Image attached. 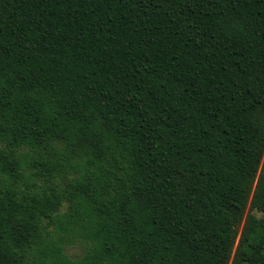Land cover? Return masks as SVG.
<instances>
[{"label":"trees","instance_id":"trees-1","mask_svg":"<svg viewBox=\"0 0 264 264\" xmlns=\"http://www.w3.org/2000/svg\"><path fill=\"white\" fill-rule=\"evenodd\" d=\"M231 259L264 264V0H0V264Z\"/></svg>","mask_w":264,"mask_h":264},{"label":"rangeland","instance_id":"rangeland-1","mask_svg":"<svg viewBox=\"0 0 264 264\" xmlns=\"http://www.w3.org/2000/svg\"><path fill=\"white\" fill-rule=\"evenodd\" d=\"M261 170H262V164H261V167H260V170H259V173H258V176H257V179H258V177H259V175H260V172H261ZM257 179H256V181H255V185H254V188H253V192H254V190H255V186H256V184H257ZM253 192H252V194H253ZM253 196V195H252ZM251 199H252V197H251ZM251 199H250V202H251ZM250 204V203H249ZM249 206V205H248ZM250 214V212H249V209L247 208V210H246V213H245V216H244V218H243V221L241 222V224H240V226H239V229H238V233H239V236H238V239H237V241H236V243H235V246H234V249H233V253L235 252V250H236V248H237V246H238V244H239V241H240V234H241V232H242V227H243V223L245 222V220H246V217H247V215H249ZM251 215V214H250ZM256 216H258V217H260L261 215H260V213H258L257 212V215ZM68 253L71 255V256H78L80 253H81V249H80V247H78V246H76V247H73V248H69L68 249ZM231 262H232V259H231V261H230V264H231Z\"/></svg>","mask_w":264,"mask_h":264}]
</instances>
